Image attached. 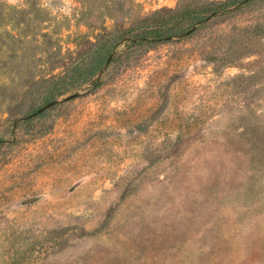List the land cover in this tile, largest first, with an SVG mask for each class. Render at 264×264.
<instances>
[{
  "label": "rangeland",
  "instance_id": "rangeland-1",
  "mask_svg": "<svg viewBox=\"0 0 264 264\" xmlns=\"http://www.w3.org/2000/svg\"><path fill=\"white\" fill-rule=\"evenodd\" d=\"M206 1L0 0V264H264V0L37 110L97 34Z\"/></svg>",
  "mask_w": 264,
  "mask_h": 264
},
{
  "label": "trees",
  "instance_id": "trees-1",
  "mask_svg": "<svg viewBox=\"0 0 264 264\" xmlns=\"http://www.w3.org/2000/svg\"><path fill=\"white\" fill-rule=\"evenodd\" d=\"M256 0H209L194 4L187 2L175 8L158 9L153 14L167 12L159 20L141 18L136 24L97 34L93 41L58 75L51 78V88L37 110L43 112L56 97L91 81L107 65L121 62L133 52H139L155 44L192 33L207 21L232 11L251 6ZM119 48V49H118ZM45 107V108H44ZM36 112V111H35Z\"/></svg>",
  "mask_w": 264,
  "mask_h": 264
}]
</instances>
